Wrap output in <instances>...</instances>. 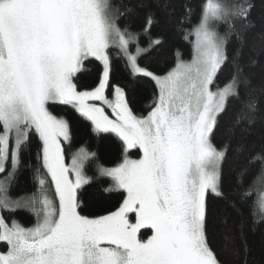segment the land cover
Masks as SVG:
<instances>
[{
    "label": "snow or ice",
    "instance_id": "6c2138e0",
    "mask_svg": "<svg viewBox=\"0 0 264 264\" xmlns=\"http://www.w3.org/2000/svg\"><path fill=\"white\" fill-rule=\"evenodd\" d=\"M153 3L169 6L167 0H142L148 9L145 25L131 31L129 24L117 23L130 9L122 13L112 0H0V173L7 172V180L15 175L35 134L55 195L13 200L6 194L7 180L0 181V242L6 245L0 264H229L227 254L247 251L243 223L237 233H225L223 245L213 246L209 196L226 198L222 165L231 145L217 147L213 137L230 98L239 99L241 85L248 94L247 112L237 126L241 120L253 123L257 114L258 98L247 92L256 89L238 55L230 80L215 85L229 60V37L243 45L241 30L252 25L254 4L205 0L198 24L188 33L195 36L191 60L157 75L140 63L162 43L151 35L159 23ZM190 14L186 8L184 19ZM220 24L227 25L224 34ZM142 38L148 47L141 46ZM112 48L118 49L115 58ZM93 58L102 65V77L91 90H80L77 74ZM114 59L124 61L133 81L146 77L155 82L158 95L146 115L133 110L134 88L113 83ZM57 103L71 106L96 133H114L123 142V161L99 169L113 181L104 191L122 194L114 210L84 214L91 186L84 164L94 154L82 150L66 165L62 141H71V125L49 110ZM132 149L141 152L140 158L127 156ZM236 150L243 154L247 146ZM249 163L261 165L257 178L264 175V150L253 153ZM39 184L43 187L46 180ZM240 195L243 201L252 188ZM259 198L264 208V192ZM20 208L34 213L33 226L3 215ZM250 214L254 223L264 220L255 211Z\"/></svg>",
    "mask_w": 264,
    "mask_h": 264
},
{
    "label": "trees",
    "instance_id": "16d2710c",
    "mask_svg": "<svg viewBox=\"0 0 264 264\" xmlns=\"http://www.w3.org/2000/svg\"><path fill=\"white\" fill-rule=\"evenodd\" d=\"M167 2L169 5L167 9L157 8L155 3L151 8L156 12L159 20V23L151 28V35L154 39L160 38L162 43L152 47L140 60L142 66H146L157 75L166 74L176 66L178 61H185L192 57L194 35H188V33L194 31L205 4V0H167ZM221 2L236 4L242 0H221ZM252 2L254 4L251 11L252 25L246 30H241L243 45L234 35L229 37L227 44L229 60L218 73L215 81V85L224 86L230 80L233 75V59L238 55L240 64L251 77L252 88L256 89L252 91L250 88L247 92L258 98L255 121L249 124L246 120H241L237 126V120L247 112L245 104L248 94L241 85L239 99L230 98L226 111L218 118V127L213 137L217 147L225 143L231 145L222 165V186L226 198L209 196L211 209L209 228L213 246L223 245L225 233L229 230L237 233L241 223L244 225L243 232L246 239L247 251L241 248L238 256L227 254L229 264H245V261L247 264H264V220L254 223L253 216L250 214L255 211L257 217H264V208L261 207L259 198V193L264 192V175L257 178L261 165L249 163L253 153L264 150V92L260 91L261 85H264V0H252ZM112 3L122 13L125 9H130L117 21L122 28L125 24H129L131 31H139L145 25L148 9L142 6V0H112ZM186 8L191 9L188 19H184ZM237 28L239 29L238 22ZM218 30L224 34L228 31L227 25L222 24ZM141 46L148 47L145 38L141 39ZM117 53L118 49H110V54L114 58ZM253 60H255L254 64L251 63ZM114 64L116 71L113 83L134 88L133 110L137 115H146L158 95L155 82L146 77H138L133 81L124 67L123 60L117 63L114 59ZM101 69V63L94 58L86 61L82 71L77 74L78 88L91 90L97 86L102 77ZM111 91V89L108 90L109 93ZM49 110L70 122L71 141H64L63 145L67 160L81 148L94 154L85 168L91 177V186L87 188L89 195L86 198L84 214L96 215L103 214L107 210H114L122 200V194L104 191L112 185L113 181L110 177L101 176L99 169L114 167L123 161V142L113 133H96L91 122L81 118L69 105L52 104ZM240 144L247 146V151L243 154L236 150ZM41 149L42 142L35 134H32L30 144L21 154V163L15 170V175L8 180L7 193L11 199L24 200L40 196L45 192L55 199L54 185L42 165ZM130 155L139 158L141 152L133 149ZM245 169L247 172L243 176V182L240 183L241 174ZM5 175L7 172L1 174V176ZM41 178L46 180L43 187L39 184ZM249 187L252 188V195L242 201L240 193ZM232 204H235V207H232ZM3 215L6 218L14 217L25 227H31L36 222V216L29 208H20L13 213L5 211ZM146 235H150V232ZM237 243L240 244L239 239ZM0 249H6L3 242H0Z\"/></svg>",
    "mask_w": 264,
    "mask_h": 264
},
{
    "label": "rangeland",
    "instance_id": "374dc122",
    "mask_svg": "<svg viewBox=\"0 0 264 264\" xmlns=\"http://www.w3.org/2000/svg\"><path fill=\"white\" fill-rule=\"evenodd\" d=\"M222 24H220L219 26H221ZM194 41H195V36H194ZM133 50H134V46H133ZM192 58V57H191ZM191 58L190 59H188V60H185V61H190L191 60ZM109 98L111 99V98H113V96H109ZM105 111L111 116V110L110 109H108L107 107H105ZM109 111V112H108ZM114 134V133H113ZM116 135V134H115ZM64 145V141H62V146ZM82 150H85L87 153H91L90 151H88L87 149H85V148H81V149H79L77 152H75L73 155H72V157L69 159V160H67V158H66V156H65V163H66V165H68V166H71V163H72V158H73V156H76L79 152H81ZM133 150V149H132ZM130 151L131 150H128L127 151V156L128 157H130V158H132V159H138V158H135V157H132L131 155H130ZM91 154H93V153H91ZM64 155H65V153H64ZM124 156H125V150H124ZM93 157V156H92ZM92 157H90L89 159H91ZM140 158V157H139ZM89 159H87L86 161H85V164H84V173H85V175L86 176H88V177H90L88 174H87V172H86V170H85V168H86V164H87V162H88V160ZM124 159V158H123ZM120 164V163H119ZM116 166H118V165H116ZM116 166H114V167H116ZM103 168V167H102ZM108 168V167H107ZM110 168H112V167H109V169ZM1 174L2 173H0V181H5V180H7V175H5V176H1ZM91 178V177H90ZM7 186H8V180H7ZM7 195H8V193H6ZM0 251H4V250H1L0 249Z\"/></svg>",
    "mask_w": 264,
    "mask_h": 264
}]
</instances>
